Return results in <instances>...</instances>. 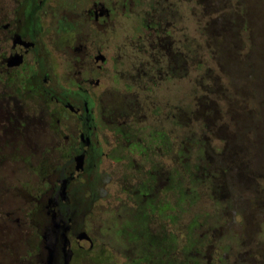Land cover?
Returning <instances> with one entry per match:
<instances>
[{
	"label": "rangeland",
	"instance_id": "374dc122",
	"mask_svg": "<svg viewBox=\"0 0 264 264\" xmlns=\"http://www.w3.org/2000/svg\"><path fill=\"white\" fill-rule=\"evenodd\" d=\"M69 1L76 7L86 0ZM88 1L117 9L105 33L91 29L107 59L92 97L99 172L109 182L86 224L97 239L94 253L81 263L264 264V0ZM49 21V73L74 81L75 52L67 57ZM5 108L0 125L11 114L37 118ZM30 130L38 129L32 123ZM33 134L24 145L37 157L46 142ZM11 145L0 139V264H30L35 242L23 204L40 171L26 175L29 190L20 187L21 162L8 167L2 159ZM198 150L211 185L193 192L186 166ZM181 193H195L196 201Z\"/></svg>",
	"mask_w": 264,
	"mask_h": 264
},
{
	"label": "flooded vegetation",
	"instance_id": "af4514ba",
	"mask_svg": "<svg viewBox=\"0 0 264 264\" xmlns=\"http://www.w3.org/2000/svg\"><path fill=\"white\" fill-rule=\"evenodd\" d=\"M88 3L86 0L72 7L69 0H60V5L59 0H0V109L5 106V110H11L13 105L37 117L32 122L26 117L16 120L11 114L6 124L0 125V139L12 144L2 159H8V167H13L14 159L21 162L15 164L21 172L18 185L29 190L26 175L35 176L40 171L35 177L38 182L29 190L34 194L27 193L23 204V220H30L32 226L27 224L35 242L30 264H48L55 250L57 264L64 260L67 264H83L81 261L94 253L97 244L86 224L94 205L105 195L103 187L109 178L99 172L103 152L92 93L100 85L97 73H101L107 59L104 48L95 50L91 29L105 33L117 6L94 2L89 7ZM52 14L54 23L49 21ZM46 21L55 30V41L67 57L75 52L76 60L69 61L79 68L74 81L66 78L61 82L49 73L53 67L44 40ZM32 123L38 130H30ZM13 131L18 136L6 138L5 134ZM34 132H40L37 137L42 134L46 142L45 151L37 157L27 153L24 145L36 135ZM119 133L128 141L138 140L135 133ZM30 158L37 160L29 163ZM4 179V185H14L12 177ZM134 214L129 216L130 229L136 226Z\"/></svg>",
	"mask_w": 264,
	"mask_h": 264
},
{
	"label": "trees",
	"instance_id": "16d2710c",
	"mask_svg": "<svg viewBox=\"0 0 264 264\" xmlns=\"http://www.w3.org/2000/svg\"><path fill=\"white\" fill-rule=\"evenodd\" d=\"M203 159L205 160L202 151L198 150L196 152V159L186 166L190 190L193 192H195V189L199 185H202L200 187H205L208 190L210 189L211 174H209L206 165L203 163ZM181 196L183 199H188L189 204H193L197 198L195 193H191L190 195L181 193Z\"/></svg>",
	"mask_w": 264,
	"mask_h": 264
},
{
	"label": "water",
	"instance_id": "95a60500",
	"mask_svg": "<svg viewBox=\"0 0 264 264\" xmlns=\"http://www.w3.org/2000/svg\"><path fill=\"white\" fill-rule=\"evenodd\" d=\"M63 247H64V244H63ZM55 252H56V250L54 251V253L50 256V259H49V261H48V264H57L56 262V257H55ZM63 252H65L64 251V248H63ZM67 260H64L61 264H67Z\"/></svg>",
	"mask_w": 264,
	"mask_h": 264
}]
</instances>
